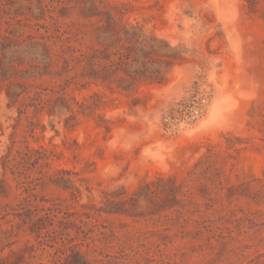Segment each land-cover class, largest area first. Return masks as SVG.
Listing matches in <instances>:
<instances>
[{
	"label": "rangeland",
	"instance_id": "rangeland-1",
	"mask_svg": "<svg viewBox=\"0 0 264 264\" xmlns=\"http://www.w3.org/2000/svg\"><path fill=\"white\" fill-rule=\"evenodd\" d=\"M0 264H264V0H0Z\"/></svg>",
	"mask_w": 264,
	"mask_h": 264
}]
</instances>
